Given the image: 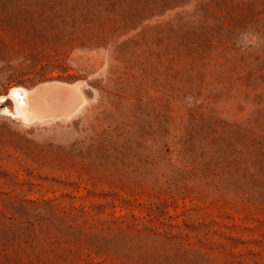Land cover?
Returning a JSON list of instances; mask_svg holds the SVG:
<instances>
[{
  "label": "rangeland",
  "instance_id": "obj_1",
  "mask_svg": "<svg viewBox=\"0 0 264 264\" xmlns=\"http://www.w3.org/2000/svg\"><path fill=\"white\" fill-rule=\"evenodd\" d=\"M57 81L0 103V264H264V0H0V96Z\"/></svg>",
  "mask_w": 264,
  "mask_h": 264
},
{
  "label": "bare ground",
  "instance_id": "obj_2",
  "mask_svg": "<svg viewBox=\"0 0 264 264\" xmlns=\"http://www.w3.org/2000/svg\"><path fill=\"white\" fill-rule=\"evenodd\" d=\"M78 86L70 87L58 81L34 89L14 86L8 95L0 96L5 98L1 104L4 106L2 111L24 119H31L37 114L51 116L60 111L72 113L84 101V95Z\"/></svg>",
  "mask_w": 264,
  "mask_h": 264
},
{
  "label": "snow or ice",
  "instance_id": "obj_3",
  "mask_svg": "<svg viewBox=\"0 0 264 264\" xmlns=\"http://www.w3.org/2000/svg\"><path fill=\"white\" fill-rule=\"evenodd\" d=\"M4 97H0V103H3L4 102Z\"/></svg>",
  "mask_w": 264,
  "mask_h": 264
}]
</instances>
